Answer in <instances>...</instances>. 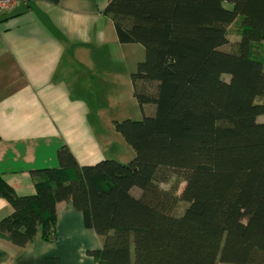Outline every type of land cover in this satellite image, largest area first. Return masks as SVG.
<instances>
[{"label": "trees", "instance_id": "16d2710c", "mask_svg": "<svg viewBox=\"0 0 264 264\" xmlns=\"http://www.w3.org/2000/svg\"><path fill=\"white\" fill-rule=\"evenodd\" d=\"M103 13L144 50L129 77L143 116L113 121L134 156L80 165L62 145L28 194L0 174V236L51 241L68 202L103 240L98 264H264V0H108Z\"/></svg>", "mask_w": 264, "mask_h": 264}, {"label": "crops", "instance_id": "0c3cea01", "mask_svg": "<svg viewBox=\"0 0 264 264\" xmlns=\"http://www.w3.org/2000/svg\"><path fill=\"white\" fill-rule=\"evenodd\" d=\"M107 2L18 0L0 14V174L17 194L33 192L30 170L58 165L62 145L80 165L106 156L83 93L91 88L84 67L132 49L118 42ZM11 211L0 197V220ZM102 241L81 212L60 203L56 237L16 247L0 236V264H98L89 251Z\"/></svg>", "mask_w": 264, "mask_h": 264}, {"label": "rangeland", "instance_id": "374dc122", "mask_svg": "<svg viewBox=\"0 0 264 264\" xmlns=\"http://www.w3.org/2000/svg\"><path fill=\"white\" fill-rule=\"evenodd\" d=\"M234 39H236V36L230 34V42ZM129 46L132 48L129 54H102V59L94 64L90 61L89 66L84 67L88 71L87 75L90 79L91 88L83 93L86 94L90 105L91 122L95 124V119L99 121L95 132L99 136L103 150L107 152L105 157L123 162L131 159L134 156V151L124 141L123 137L115 131L113 121L126 118L138 120L143 116L132 95L129 77L130 68L134 66L135 70L137 61L144 58V50L137 43L129 44ZM223 48L228 47L224 46ZM75 68H78V66L75 65ZM70 75L68 74V77L71 78ZM72 77H76V75L73 74ZM258 120L264 121V115L259 116ZM121 146L124 149H120ZM125 149L130 152V156ZM120 155L122 157H119Z\"/></svg>", "mask_w": 264, "mask_h": 264}, {"label": "built area", "instance_id": "2783aa9c", "mask_svg": "<svg viewBox=\"0 0 264 264\" xmlns=\"http://www.w3.org/2000/svg\"><path fill=\"white\" fill-rule=\"evenodd\" d=\"M18 3V0H0V14L13 9Z\"/></svg>", "mask_w": 264, "mask_h": 264}]
</instances>
